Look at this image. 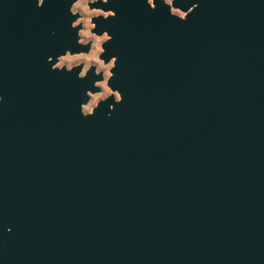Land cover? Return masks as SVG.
Listing matches in <instances>:
<instances>
[{
	"label": "water",
	"instance_id": "95a60500",
	"mask_svg": "<svg viewBox=\"0 0 264 264\" xmlns=\"http://www.w3.org/2000/svg\"><path fill=\"white\" fill-rule=\"evenodd\" d=\"M72 2L0 0V264H264V0L91 5L123 101L88 117Z\"/></svg>",
	"mask_w": 264,
	"mask_h": 264
},
{
	"label": "clouds",
	"instance_id": "9594fccd",
	"mask_svg": "<svg viewBox=\"0 0 264 264\" xmlns=\"http://www.w3.org/2000/svg\"><path fill=\"white\" fill-rule=\"evenodd\" d=\"M108 0H73L70 6V13L77 18L72 21V28H78L76 33L78 39L77 44L83 46H89L87 51L79 50L73 51L71 48L65 49L63 53L59 54L55 58V63L51 64L52 70H67L71 72L74 68L80 67V71L77 73L79 79L87 77L90 70L94 68V75H102V79H96L93 82V87L98 88V91H93L91 88L85 90L87 96L86 101L80 103V112L84 117L92 116L95 114V110L101 102L107 101L109 97L114 98V103L109 104L110 109L115 108L116 103L123 101V94L119 89L113 88L109 81L115 75L113 69L117 65V57L111 56L110 59L105 61L102 58L106 52L104 45L111 41L113 37L107 30L101 33L94 31L97 28V24L94 22V18L103 17L105 19L109 17H115L116 12L109 8L104 9L102 7H92L93 4L107 3ZM163 4L169 7L170 14L184 20L190 13L198 7L197 3H192L186 10L175 5L174 0H162ZM45 0H37V7H42ZM147 4L155 9L157 4L156 0H147ZM53 57L49 56L48 61H52ZM3 100V96L0 95V101ZM111 115V112L108 113ZM11 231V228L8 229Z\"/></svg>",
	"mask_w": 264,
	"mask_h": 264
},
{
	"label": "rangeland",
	"instance_id": "374dc122",
	"mask_svg": "<svg viewBox=\"0 0 264 264\" xmlns=\"http://www.w3.org/2000/svg\"><path fill=\"white\" fill-rule=\"evenodd\" d=\"M99 90V89H98Z\"/></svg>",
	"mask_w": 264,
	"mask_h": 264
}]
</instances>
